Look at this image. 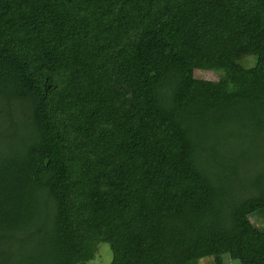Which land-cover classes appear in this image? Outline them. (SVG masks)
<instances>
[{"label":"trees","instance_id":"obj_1","mask_svg":"<svg viewBox=\"0 0 264 264\" xmlns=\"http://www.w3.org/2000/svg\"><path fill=\"white\" fill-rule=\"evenodd\" d=\"M102 243L264 264V0H0V264Z\"/></svg>","mask_w":264,"mask_h":264},{"label":"rangeland","instance_id":"obj_2","mask_svg":"<svg viewBox=\"0 0 264 264\" xmlns=\"http://www.w3.org/2000/svg\"><path fill=\"white\" fill-rule=\"evenodd\" d=\"M249 63H252L251 60H248ZM195 77L199 79H207V80H217L218 73L213 70H196L194 72ZM96 256L93 260L87 262L86 264H111L112 260V251L107 243H102L98 246L96 251ZM201 264H213V259L211 257L203 259ZM224 264H238L237 262L231 260L229 257H224Z\"/></svg>","mask_w":264,"mask_h":264}]
</instances>
